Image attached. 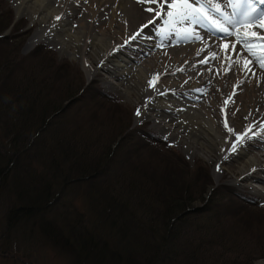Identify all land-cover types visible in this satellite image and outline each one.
I'll return each instance as SVG.
<instances>
[{
  "label": "rangeland",
  "instance_id": "rangeland-1",
  "mask_svg": "<svg viewBox=\"0 0 264 264\" xmlns=\"http://www.w3.org/2000/svg\"><path fill=\"white\" fill-rule=\"evenodd\" d=\"M161 2L163 0H159L158 3ZM16 4L15 0L0 1V101L7 99L9 102V106L4 109L8 108L12 112L11 115L14 114L17 117V121L37 127L40 123L47 121L46 118L53 114L59 104L65 103L64 108L55 114L52 121H49L46 132L39 136V142L48 150L51 147V144L47 141L48 136L53 137L55 140H60L62 137L66 138L65 142L71 147L74 142L70 136L75 135L77 138L78 133L74 132L71 135L70 133L74 127L79 125L78 122L88 121L93 124V126L88 124V130L95 133L101 132L103 140H107V145L114 149L120 143V136L116 134L117 130L121 131L124 127L129 128L130 126L136 128L145 124L144 129L146 131L165 138L169 147L166 144H161V146L143 148L142 153L136 157L133 164V170L137 173L136 180L133 179L134 175L129 174V171L123 174L118 171L119 175L114 176V178L109 177L108 173L90 181L89 184L93 185L92 190L94 189L93 191L97 193L96 200L98 203L100 204L102 201L105 205L107 200V205H114L116 208L122 209V212L129 213V218L135 220L132 212L136 210L131 205H115L117 196L114 193L117 192L119 195L118 191H123L133 198L135 189L132 182L137 185L140 176L143 184H145V181L150 183L151 186L180 184L182 188L187 190V193H196V195L201 193L202 198L205 200L208 197H215L218 200L221 198V201L224 202L229 196L225 191H236L240 193L238 199L248 203L246 205L247 209L242 213L234 210L233 213L223 214L224 220L221 221L220 225L224 231H237L239 235L235 234L236 239L233 237L231 239L232 243H227L225 247L220 244L213 245L211 251L219 254V256L229 255L231 259L238 255V260L241 263L264 264V186L259 182L253 183L251 180H241L237 175L224 174L223 168L226 169L227 165L218 164V161L212 159L205 148H193L178 139L172 132L169 133L167 129L162 127V124L166 122L157 114L156 110L142 108L143 103L134 93L130 94L129 97L123 93L125 87L121 85L120 80L111 76L103 68L96 67L95 62L89 58L90 55L85 54L83 56L91 65L97 68L96 73L93 75L87 74L81 58L78 57V54H73L74 48L61 50L54 42L48 43L40 40V42L37 41L28 47L27 42L31 37L40 35L39 23L38 20L32 21L27 14L20 13ZM95 29L96 25L94 23L92 30ZM127 52L130 56L136 57L131 49H127ZM52 65L54 69H52ZM29 70L34 73L47 72L52 87L51 91L47 92L49 94L46 95V100L42 98L39 103L32 106L27 104L24 111L19 112L16 108L24 102L23 88L27 83L34 84L35 81V76H31ZM38 77L43 78V73H38ZM94 86L107 96L116 99L121 106L113 107L111 104L100 102L98 97H94L99 92L93 90ZM73 88L80 89L81 92L75 95L76 98L71 101L64 100L66 92ZM174 96L184 98L176 93H174ZM46 102L48 106H46ZM137 109L140 110L139 116L136 115ZM0 122L8 124L10 123V117L0 115ZM137 132H139V136L143 134L142 130ZM181 135L183 136V134ZM92 138L97 139L96 136ZM3 142L5 141L0 139V153H4ZM76 142H78V138ZM127 154L129 155V153ZM34 156L35 158H33ZM38 158L39 156L34 152L30 153L27 157L21 158L19 165L29 171L31 169L28 167L30 163L32 168H36V166L41 168L42 161ZM243 161L239 164L241 165ZM217 165H219V171H217ZM117 166L119 167V165ZM22 175L23 172L20 169H15L10 179L13 182L16 181L19 186ZM15 177L18 178L15 179ZM10 179L7 181L8 184ZM7 183L0 191V264H76L65 254L63 247L56 246L57 243L53 245L40 233L34 232L29 237L22 233L18 224H15V228L8 227L7 222H4L5 214L15 201L13 194L8 191ZM247 183H251L255 187L247 188ZM69 185L70 187L64 193L61 192L57 199L49 204L50 206H56L52 213L47 214L46 217L56 219L60 225L62 224L57 218L61 220L67 218L69 223H73V226L78 230L95 233L91 227L94 220L90 223L91 225L83 222L88 219L86 212H83L85 211L83 199L86 191L90 190L89 185L87 183L77 184L76 182H71ZM210 189L214 190L209 192ZM153 193V191L150 192L149 196L153 197L154 201H158ZM250 196L256 197L258 201L253 203ZM138 201L137 196L135 203ZM202 201L195 200L193 206L204 205ZM121 202L125 203L124 200ZM148 202L141 200L135 207L138 209L139 206L153 205L152 202L147 204ZM104 205H100V207L103 208ZM211 205H219V203H212ZM159 208L163 215L162 207ZM211 210L213 213L215 211L216 214H220L219 207L211 208ZM65 213L68 214V217ZM211 215L209 214L205 220H200L199 218H202L200 213L194 212L185 219H178V217L174 220L170 219L171 222L168 227L172 224V230L175 229L182 237L197 227L202 229L208 219L210 228H214L216 223L210 219ZM96 225L99 227V223H96ZM29 226L27 225V227ZM67 230L63 228L64 232H67ZM228 234H230L229 231ZM198 235L190 234L188 240H176V244L179 245L178 247L187 249V251H197L199 255V252L202 251L200 247L191 244L194 241L191 238ZM96 238L98 237L96 236ZM99 239L106 241L103 234H99ZM121 248L126 247L122 246ZM177 255L180 256V253Z\"/></svg>",
  "mask_w": 264,
  "mask_h": 264
},
{
  "label": "bare ground",
  "instance_id": "bare-ground-1",
  "mask_svg": "<svg viewBox=\"0 0 264 264\" xmlns=\"http://www.w3.org/2000/svg\"><path fill=\"white\" fill-rule=\"evenodd\" d=\"M15 1L20 13L39 23L40 35L32 36L28 47L40 40L54 42L61 50L74 48L73 54L81 58L87 74H95L98 67L118 78L125 87L123 93L128 97L134 93L143 103L142 108L156 110L166 122L162 127L169 133L193 148H205L218 164H226L224 174L264 186V140L253 137L245 140L236 152L230 151L235 134L244 133L249 126L255 125L249 135L264 134V69L236 42L235 36L225 38L219 31L190 21L178 23L172 31L165 23L166 4L160 17H156L155 11L146 10L159 9V0L157 3L150 0L144 3L137 0ZM216 2L221 4L222 11L231 14L224 0ZM257 7L264 8V5ZM149 19L154 23L142 28ZM225 26L229 30L233 28ZM183 28L193 30L202 39H181L177 33L183 35ZM201 28L205 31H200ZM237 31L264 33V29L256 26ZM252 47L261 54L260 45ZM127 49L136 57L130 56ZM211 53L216 54L215 59ZM85 54L90 55L96 67L84 58ZM205 59L207 63L202 62ZM245 61L251 63L246 66ZM157 74L158 81L154 80ZM150 80L155 87L149 86ZM225 100L229 103L225 104ZM226 121L235 134L225 128ZM246 187L255 186L247 183Z\"/></svg>",
  "mask_w": 264,
  "mask_h": 264
},
{
  "label": "trees",
  "instance_id": "trees-1",
  "mask_svg": "<svg viewBox=\"0 0 264 264\" xmlns=\"http://www.w3.org/2000/svg\"><path fill=\"white\" fill-rule=\"evenodd\" d=\"M52 69H54L53 65ZM29 72H31V76H35V85L27 83L23 88L24 102L16 108L19 112L24 111L27 104L32 106L39 103L42 98L46 100V95L49 94L47 92L51 91L52 85L47 72H38L39 74L43 73V78H39L37 72V74L32 70H29ZM94 88L93 90L99 91L94 97H98L100 102L111 104L113 107L121 106L116 99L107 96L97 87ZM80 92V89L73 88L66 92L64 100L71 101ZM8 103L7 99L0 101V115L10 117V123L0 122V139L5 141L3 142L4 153H0V191L6 186L7 181L12 178L15 169H20L23 172L19 186L12 179H10L9 184L7 183L8 191L13 194L15 201L5 214L4 222H7L8 227L15 228V224H18L22 233L29 237L34 232L40 233L53 245L57 243L56 246L63 247L65 254L76 264L249 263L239 262L238 255L231 259L229 255L219 256V254L211 251L213 245L220 244L225 247L233 237L236 239V235H239L237 231L233 232L231 230H228L230 232L228 234V231H224L220 225L221 221L224 220L223 214L233 213L234 210L242 213L247 209L246 205L231 192L225 191L229 196L224 202L221 201V198L218 200L215 197L205 200L202 198L201 193H197V195L196 193H187V190L182 188L180 184L151 186L146 181L143 184L140 176L137 185L132 182L135 189L133 198L123 191H118L119 195L117 192L114 193L117 196L115 205H131L136 210L132 212L135 220L129 218V213L122 212V209L116 208L114 205H107V200L105 205L102 201L100 204L98 203L96 200L97 193L93 191L94 189L92 190L93 185L89 184L90 181L108 173L109 177L114 178V176L119 175L118 171L121 174L129 171V174L134 175L133 179L136 180L137 173L133 170L136 157L142 153L143 148L163 144L160 141L153 140L150 132L144 129V125L136 128H130L131 126L126 128L125 125H122L124 128L121 131H116V134L120 136V143L114 149L107 145V140H103L101 132L95 133L88 130V124L89 126H93V124L88 121L78 122L76 120L79 125L74 127L70 135L77 132L78 142H76L75 135L70 136L74 142L70 147L65 142L66 138L62 137L60 140H55L53 137L48 136L47 141L51 144L48 150L39 142V136L46 132L49 121H52L55 114L64 108L65 103L59 104L53 114L46 118L47 121L40 123L37 127L17 121V117L14 114L11 115L12 112L8 108L4 109L9 106ZM46 104L48 106L47 102ZM141 130L143 134L139 136L137 131ZM93 136H96L97 139L94 140ZM62 143L64 144L62 145ZM33 152L39 156L38 159L42 161V167L32 168L30 163L28 165L31 168H29V171L20 166L19 162L22 157L25 158ZM17 178L15 177V179ZM71 182L77 184L87 183L90 187L83 199L85 209L83 212H86L88 216L87 221L84 220L83 222L91 225L90 223L94 220L91 227L95 233L78 230L65 217V220L56 217L62 225L56 219L46 217L47 214L52 213L56 206H50L49 204L54 202L61 192L64 193L70 187ZM172 186L174 187L171 188ZM152 191L158 201H154V198L149 196ZM137 196L139 201L135 203ZM122 200L125 203H122ZM141 200L149 201L147 204L152 202L153 205H143L145 207L139 206L137 209L135 205ZM195 200H203L202 202H205V205L202 207L193 206ZM212 203H219V205H211ZM100 205H104L103 208ZM159 207H162L163 215ZM215 207H219L220 214H216L215 211L214 213L211 212V208ZM194 212L200 213L202 216V218H199L200 220H205L209 214H212L210 219L216 223L214 228H210L208 219L206 224L203 225L207 228L202 226V229H200L197 227L193 231H189V235L186 233L180 237L175 229L172 230V224L168 227L172 219L174 220L177 217L178 219H185ZM65 214L68 217V214ZM96 223H99V227ZM27 225L30 226L27 227ZM63 228L68 229L67 232H64ZM99 234H103L106 241L99 239ZM190 234H199L191 238L194 239L191 244L200 247L202 250L199 255L197 251H187V249L178 247L179 245L176 244V240H188ZM122 246L126 248H121ZM178 253H180V256L177 255Z\"/></svg>",
  "mask_w": 264,
  "mask_h": 264
},
{
  "label": "snow or ice",
  "instance_id": "snow-or-ice-1",
  "mask_svg": "<svg viewBox=\"0 0 264 264\" xmlns=\"http://www.w3.org/2000/svg\"><path fill=\"white\" fill-rule=\"evenodd\" d=\"M138 3H144V0H137ZM151 3H157V0H150ZM167 5L166 24L170 25L173 30H175L176 25L183 24L185 21H190L194 24H201L210 29H214L224 34L225 38L235 36L236 42L244 46L246 51L251 54L255 59V62L259 65L261 69H264V33L257 31H237L241 28H249V26H256L259 29H264V8L258 9L257 5H264V0H224L225 7L231 8V14L221 10V4L216 2V0H163L160 3L159 9L154 10L153 8L146 9L149 12L155 11L156 17H160L162 10ZM154 21L149 19L147 24H144L142 28H147L149 25L153 24ZM232 25V30H229L225 26ZM183 35L177 33L181 39L184 40H201L202 38L194 34L193 30L189 28H183ZM141 33H137L140 35ZM166 34V33H162ZM135 39V36L132 37ZM253 44L261 46V54H258L257 50L252 47ZM228 46L225 45V48ZM235 48V45H232ZM211 58L215 59L216 54L211 53ZM207 63L208 60L202 61ZM251 61H245V65L250 64ZM154 80H159V74L154 77ZM150 87H155L153 80L149 81ZM235 95V92L233 93ZM225 104L229 103V100L224 101ZM136 115H140V110L137 109ZM225 128L228 132L234 133V130L228 126L227 121L225 122ZM252 127L251 125L245 129L242 134H235L236 139L233 142L230 149L231 152H236L238 147L244 144L245 140H250L256 137L260 140H264V134L260 132H254L249 135ZM227 159V157H225ZM219 165H217V171H219Z\"/></svg>",
  "mask_w": 264,
  "mask_h": 264
}]
</instances>
